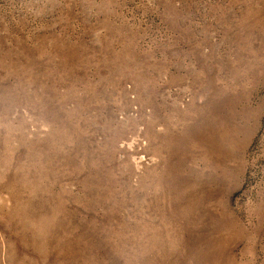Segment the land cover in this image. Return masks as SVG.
<instances>
[{"label":"rangeland","instance_id":"1","mask_svg":"<svg viewBox=\"0 0 264 264\" xmlns=\"http://www.w3.org/2000/svg\"><path fill=\"white\" fill-rule=\"evenodd\" d=\"M0 264H264V0H0Z\"/></svg>","mask_w":264,"mask_h":264}]
</instances>
